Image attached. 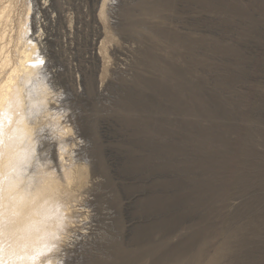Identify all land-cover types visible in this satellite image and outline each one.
<instances>
[{
  "label": "rangeland",
  "instance_id": "rangeland-1",
  "mask_svg": "<svg viewBox=\"0 0 264 264\" xmlns=\"http://www.w3.org/2000/svg\"><path fill=\"white\" fill-rule=\"evenodd\" d=\"M94 3L42 27L90 180L54 260L264 264V0H114L104 58Z\"/></svg>",
  "mask_w": 264,
  "mask_h": 264
},
{
  "label": "bare ground",
  "instance_id": "bare-ground-1",
  "mask_svg": "<svg viewBox=\"0 0 264 264\" xmlns=\"http://www.w3.org/2000/svg\"><path fill=\"white\" fill-rule=\"evenodd\" d=\"M49 1L51 7L47 0H0V264H59L54 250L65 249L72 217L88 214L72 204L90 182L87 167L74 162L75 145L82 144H68L73 139L64 96L49 83L41 54L45 20L55 23L62 16L59 0ZM94 2L104 58L112 37L107 10L114 0ZM49 118L52 137L44 131Z\"/></svg>",
  "mask_w": 264,
  "mask_h": 264
}]
</instances>
